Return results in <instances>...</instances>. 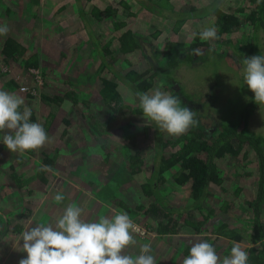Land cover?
I'll list each match as a JSON object with an SVG mask.
<instances>
[{
    "label": "rangeland",
    "instance_id": "374dc122",
    "mask_svg": "<svg viewBox=\"0 0 264 264\" xmlns=\"http://www.w3.org/2000/svg\"><path fill=\"white\" fill-rule=\"evenodd\" d=\"M81 1L0 0V25H7L9 28L7 35L0 36V90L21 96L24 99L23 106L35 111L37 116L35 123L41 124L48 134L47 142L38 149L11 152L2 143L4 132H0V235L8 221L11 225L23 224L25 230L36 223L45 225L54 223L56 216L61 215L69 204L81 207L82 218L85 220H98L103 216L110 218L121 209L110 200L103 202L98 199L101 198V192L111 196L110 192L105 190L107 187H119V196L132 208L147 201L141 185L149 177L152 160L157 153L155 137L157 125L145 120L143 115L133 113L118 116L114 126L107 131H103L102 126L99 125L96 126L97 131H93L91 125H94V118L105 122L112 115V111L99 92L103 77L101 76L103 73L97 72L101 66L99 51H102L108 60L111 57L118 58L112 64L116 70L126 69V60L132 61L141 70L147 69L148 64L140 53L121 55L114 42L112 43L114 49H104L103 45L116 34L112 31V24L100 23L96 19L89 18V15L83 19L77 12ZM197 1L199 0H176L177 11L188 9V5ZM93 2L101 9L112 4L120 7V14L126 12L119 4V0H93ZM246 4L247 0H227L221 2L220 6L224 9L231 7L233 11ZM63 5H67L68 9L60 12L59 8ZM6 8H10L11 13H8ZM133 9L138 12V16L128 20L130 28L147 31V34L153 33L156 27L163 29L158 38L150 36L153 44H163L166 38L173 41H191L203 28L215 27V18L207 16L198 20L190 19L176 32L173 29L174 19L164 20L162 16L140 9L136 3ZM55 24H62V28L58 31L54 30ZM90 30L94 33L90 34ZM248 33L249 27L246 29L244 27L228 34L227 37L246 39ZM7 38L25 45L29 56L37 54L40 74H43L42 85L38 80L39 77L32 75L22 61L5 58L2 44ZM96 45H99V48H96ZM215 48L217 51H228L230 55L210 52L203 56V61L187 64L176 70V83L167 80V88L164 81L157 79L153 88L160 87L162 91L171 95L183 86L196 101L204 102L207 99L205 104H201L206 112L202 120L208 126H213L223 118L241 110L249 99L247 95H253L243 82L241 74L243 63L239 67L238 62L233 59L242 62L248 54L232 55L233 45L218 43L215 44ZM262 49L264 50V46ZM145 51L150 55L153 52L151 45L146 46ZM251 56L253 55H249ZM161 67L165 71H170L166 63H162ZM12 79L18 82V88L13 87ZM22 86L34 87L36 95L22 91ZM69 87L78 90L80 104L77 106L69 100L59 105L42 98L43 94H63ZM120 90L124 103L134 107L139 106L138 99L129 88L122 87ZM86 98L87 101L83 103V99ZM50 111L55 113L53 118L48 116ZM46 116L51 119L48 126ZM128 121L133 127L126 126ZM250 128L264 134V106H257L250 120ZM134 131L138 133L137 147L126 139V135ZM163 135L166 139L170 137L174 139L173 135L165 131ZM135 149L142 152L146 164L143 171L129 179L127 155ZM47 154L56 159L54 167L44 164ZM11 165H15V173L22 178L20 183L11 176L13 171ZM220 166L227 176L226 181L222 186L212 185L215 196L210 199V205L222 204L221 195L226 200L241 205L255 196L257 186L249 174L250 171L255 170L254 166H248L243 157L224 158ZM175 170L166 173L163 193L173 205H186L190 201L191 183L177 185L173 179ZM41 174H45L47 182L42 180ZM237 187H241L238 194L234 192ZM57 193L64 196V200L60 203L55 201ZM90 201H93V204ZM238 204L232 207L234 211L232 213L220 212V216L224 215L232 226L246 224L235 216L239 213L240 216L246 217L238 208ZM86 207H90L88 211H85ZM141 212L140 210L138 214L126 212L135 225L132 235L137 243L129 245L124 251L135 256L139 254L141 245L150 244L152 249L150 254L155 257V264H182L186 256L184 250L196 242L214 241L219 245L228 241L226 238L218 239L215 234L207 232L196 234L182 230L177 234H160L154 229L157 220L150 215L144 216ZM9 230L0 241L2 242L0 264H5L6 259L8 262H14L26 257V253L19 246L23 243L22 234L16 236ZM208 235L211 240L208 239ZM239 243L245 251L250 247L247 242ZM17 263L19 264L18 261Z\"/></svg>",
    "mask_w": 264,
    "mask_h": 264
},
{
    "label": "trees",
    "instance_id": "16d2710c",
    "mask_svg": "<svg viewBox=\"0 0 264 264\" xmlns=\"http://www.w3.org/2000/svg\"><path fill=\"white\" fill-rule=\"evenodd\" d=\"M119 1L121 7L126 10L122 14L119 13L120 7L109 4L106 8L101 9L93 0H85V2L82 0L77 7V12L83 19H85L86 15H89V18L96 19L100 23L112 24V31L116 34L103 45L104 49H114L112 45L116 43L117 51L121 55L140 53L142 57L146 58L148 68L141 70L132 61L126 60L127 68L116 70L112 64L118 58L111 57L108 60L105 54L99 51L101 66L97 72L103 73L101 75L103 76L101 77L102 86L99 92L107 107L112 111V115L105 122H100L94 118V125H91L93 131H97V125L102 126L103 131L111 129L120 115L123 116L128 113L143 115L139 106L134 107L124 103L123 94L120 90L122 87L129 88L135 95L136 92H150L158 80L164 81L163 83L166 85L168 83L167 80L174 84L177 82V79H175L176 70L183 68L187 64H196L199 61H203L204 55L214 51L221 55H230L228 51H217L215 44L233 45V48H231L232 55L245 53L248 54L246 57H249V55H264V50L262 49V46H264V0H247L245 6L237 7L233 11L231 7L230 9H224L220 6L221 2L223 3L227 0H199L192 5H188V9H180L179 11H177L175 4L176 0ZM135 3L140 9L162 16L164 20L174 19L173 29L176 32L190 19L198 20L207 16L214 17L217 39L201 41L199 31L191 41H173L170 38H166L163 44H153L150 36L158 38L162 34L163 29L156 27L153 33L147 34V31L130 28L128 20L138 16V12L133 9ZM66 8L67 5H63L59 8L60 12ZM6 11L11 13L10 8H6ZM244 27L245 29L249 27L246 39L227 37L228 34ZM61 28L62 24H55L54 26L56 31ZM89 33L93 34L94 32L90 30ZM148 45H151L153 49L150 55L145 51ZM95 47L99 48V45ZM2 53L8 60L22 61L25 68L29 69L32 75L36 77L39 75L38 80L41 85L43 84V74H40V61L37 54L29 56L28 48L11 38H7L3 42ZM233 59L238 62L237 66L240 67L241 60ZM162 63H166L167 68L170 70L169 72L163 70V67H161ZM33 69L36 72H33ZM11 84L15 88L19 87L15 79H12ZM77 91L69 87L63 94H43L42 98L45 101H51L59 105L65 100H69L73 105L77 106L80 104V97ZM171 95L180 99L182 105L189 107L195 112L197 123L191 126L184 134L174 136V139L172 137L164 138L163 131L159 130L158 127L157 129L155 128L157 153L152 160L150 175L141 185L147 201L132 208L119 196V187H107L105 190L110 192L111 196L104 195V192H101V198L98 199L103 202L110 200L124 212L138 214L140 210L144 216L150 215L151 218L157 220L154 229L160 234H177L183 230L196 234L203 232L215 234L218 239L226 238L228 241L219 245H216L214 241L211 242L221 258L230 255L233 241L247 242L250 245L246 251L248 253L247 264H264V134L253 131L250 128L251 117L258 106L253 99L254 93L253 95H247L250 100L248 99L245 102L246 104L244 103L241 110L234 112L235 115L232 114L223 118L213 126H208L202 120V116L206 112L201 103L205 104L207 99L204 102L196 101L183 86ZM86 101L87 98L83 99V103ZM54 114L50 111L48 116L53 118ZM48 116H46L47 126L51 122ZM36 120V113L31 110L30 122L35 123ZM126 126L133 127L129 121ZM125 132H127V129ZM137 136V131H134L127 134L126 139L137 147ZM127 156L129 159L127 174L128 178L132 179L136 174L143 171L146 160L139 149L128 153ZM227 157H243L248 166L252 165L255 167L254 171L249 172L252 181L257 186L255 196L241 205L237 202H230L221 195L222 204L220 203L219 206L210 205V199L215 196L212 191V185L222 186L224 181H226L227 176L221 168L220 162ZM55 161L56 159L53 157H49L48 154L45 155L44 164L48 167H54ZM11 169H13L12 178L17 183H20L22 178L15 173V165H11ZM172 169H176L173 179L177 185L191 183L190 201L186 205H173L163 193L166 173ZM41 175L42 180L47 182L45 174ZM240 191L241 187H237L234 190L237 194ZM90 203L93 204V201H90ZM235 204H238V208L246 215V217H242L239 213L235 214L237 218L245 221V225L232 226L224 215L220 216V212L222 214L234 212L232 207ZM89 208L86 207L85 211H88ZM22 228L23 224L17 223L10 230L18 234ZM208 239H210L209 235ZM189 251L190 247L184 250V254L187 256Z\"/></svg>",
    "mask_w": 264,
    "mask_h": 264
},
{
    "label": "clouds",
    "instance_id": "9594fccd",
    "mask_svg": "<svg viewBox=\"0 0 264 264\" xmlns=\"http://www.w3.org/2000/svg\"><path fill=\"white\" fill-rule=\"evenodd\" d=\"M7 25H0V36L7 35ZM201 41L217 38L214 26L203 28ZM242 77L249 90L254 93V102L264 106V55L243 58ZM139 107L145 120L154 122L158 129L169 135L184 134L195 125V112L181 105V100L157 87L150 92H136ZM69 103V102H65ZM24 99L8 91L0 90V132H4L2 143L11 152H24L42 147L48 134L39 123L30 122L31 110L24 107ZM64 196L57 193L55 201ZM82 208L67 205L54 223H36L22 234L20 249L26 257L19 264H155L151 245L143 244L138 255L125 253L129 245H135L132 235L135 229L128 214L120 212L103 216L98 220L82 218ZM248 253L239 242H233L230 255L221 258L214 246L207 241L191 244L182 264H247Z\"/></svg>",
    "mask_w": 264,
    "mask_h": 264
},
{
    "label": "crops",
    "instance_id": "0c3cea01",
    "mask_svg": "<svg viewBox=\"0 0 264 264\" xmlns=\"http://www.w3.org/2000/svg\"><path fill=\"white\" fill-rule=\"evenodd\" d=\"M8 224H9V221L7 222ZM7 223H6V225H7ZM15 225V224H14ZM14 225H11V224H9V229H11V227H13ZM5 229H6V227H5ZM8 229V230H9ZM5 231V230H4ZM9 231H11V230H9ZM25 231V229H24V226H23V228H22V230L20 231V233H18V234H15L16 236H19L20 234H23V232ZM8 232V231H7ZM6 232V233H7ZM1 241V240H0ZM0 244H2V242L0 243ZM14 260V259H13ZM17 261L19 262L20 261V258L19 259H17V260H14V262H8L7 261V259H6V263L5 264H18L17 263Z\"/></svg>",
    "mask_w": 264,
    "mask_h": 264
},
{
    "label": "built area",
    "instance_id": "2783aa9c",
    "mask_svg": "<svg viewBox=\"0 0 264 264\" xmlns=\"http://www.w3.org/2000/svg\"><path fill=\"white\" fill-rule=\"evenodd\" d=\"M34 71H35V70L33 69V72H34ZM35 72H36V71H35ZM37 77H39V75H38ZM21 90L24 91V92H28V93H31V94L36 95V90H35L34 87L22 86V87H21Z\"/></svg>",
    "mask_w": 264,
    "mask_h": 264
},
{
    "label": "water",
    "instance_id": "95a60500",
    "mask_svg": "<svg viewBox=\"0 0 264 264\" xmlns=\"http://www.w3.org/2000/svg\"><path fill=\"white\" fill-rule=\"evenodd\" d=\"M8 229H9V224L7 223L5 231H3V232L1 233V235H0V240H1L2 237L6 234V232L8 231Z\"/></svg>",
    "mask_w": 264,
    "mask_h": 264
}]
</instances>
